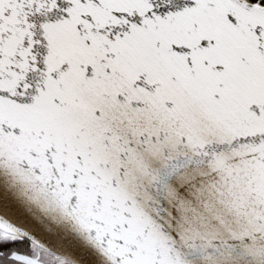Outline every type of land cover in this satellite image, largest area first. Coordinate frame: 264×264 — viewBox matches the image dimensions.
<instances>
[{"label": "snow or ice", "instance_id": "snow-or-ice-1", "mask_svg": "<svg viewBox=\"0 0 264 264\" xmlns=\"http://www.w3.org/2000/svg\"><path fill=\"white\" fill-rule=\"evenodd\" d=\"M0 264H264V0H0Z\"/></svg>", "mask_w": 264, "mask_h": 264}]
</instances>
